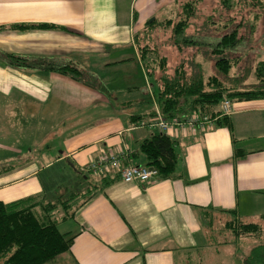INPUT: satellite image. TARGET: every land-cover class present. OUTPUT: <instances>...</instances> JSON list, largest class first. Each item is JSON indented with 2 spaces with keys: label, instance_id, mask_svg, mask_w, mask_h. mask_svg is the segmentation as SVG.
<instances>
[{
  "label": "crops",
  "instance_id": "crops-1",
  "mask_svg": "<svg viewBox=\"0 0 264 264\" xmlns=\"http://www.w3.org/2000/svg\"><path fill=\"white\" fill-rule=\"evenodd\" d=\"M172 2L0 0V201L47 202L66 178L75 187L76 201L57 225L72 244L42 264H192L219 250L202 210L264 220V99L232 102L231 130L165 131L180 151L173 178L141 185L112 169L106 174L119 177L96 188L100 177L86 168L107 151L124 152L123 165L143 164L139 146L155 131L157 108L134 35ZM22 24L53 27H12ZM3 54L72 63L97 86L12 67ZM57 164L67 174L50 172Z\"/></svg>",
  "mask_w": 264,
  "mask_h": 264
},
{
  "label": "trees",
  "instance_id": "trees-1",
  "mask_svg": "<svg viewBox=\"0 0 264 264\" xmlns=\"http://www.w3.org/2000/svg\"><path fill=\"white\" fill-rule=\"evenodd\" d=\"M224 7H230L231 0L220 1ZM183 6L184 18L192 15L189 8L190 2ZM160 23V22H158ZM157 24V22H156ZM155 20L148 21L146 27L155 26ZM166 27H171L172 43L180 51L183 47L201 48L205 45L211 50L213 69L228 78L233 58L230 56L233 49L240 41V24H235L219 39L214 41L200 42L197 37L187 35L188 27L186 19L176 23L167 20ZM14 29L28 28H51L49 24H22L13 25ZM144 30L134 35L138 57L141 61L145 74L153 86L152 102L163 119L172 121L181 119L187 115L196 114L214 119L217 126L232 128L231 120L227 115H221L218 107L224 99L229 102L249 101L264 99V60L258 62L255 74L259 83L253 86L241 88H228L225 81L221 80L215 72L207 75L200 61H195V70L188 71L180 64L172 73L167 72L166 59L160 58L159 66L162 72L153 69L149 56L154 50L147 42L143 45L140 37ZM158 56V55H157ZM7 63L15 68H40L55 71L70 76L81 83L97 86L96 78L91 74L79 69L72 63L54 64L45 60H29L22 57L6 54L2 56ZM207 59V58H206ZM158 61V62H159ZM208 61V60H207ZM226 78V79H227ZM154 115L156 112L154 111ZM137 119H140L137 118ZM139 152L143 155V166L157 170V178L167 179L177 176V165L181 160L178 143L170 138L165 132L153 131L139 146ZM137 164V163H135ZM99 182L95 185L100 188L109 184L119 177L116 175H98ZM96 191V190H95ZM52 204L34 197H27L9 203L0 201V264H42L55 256L69 250L73 236L61 233L56 222L50 216ZM211 210H202L203 222L210 223L213 219ZM221 213L232 215L227 226L238 236H246L259 233L260 226L256 223H244L239 220L231 210H219ZM40 213V214H39ZM209 225V224H208ZM209 227V226H208ZM256 249L258 247H255ZM254 250L248 257L252 256ZM249 260V259H248Z\"/></svg>",
  "mask_w": 264,
  "mask_h": 264
},
{
  "label": "rangeland",
  "instance_id": "rangeland-1",
  "mask_svg": "<svg viewBox=\"0 0 264 264\" xmlns=\"http://www.w3.org/2000/svg\"><path fill=\"white\" fill-rule=\"evenodd\" d=\"M220 1L171 0L172 5L166 11L161 14L156 13L157 15L154 14L151 17L155 20V24L157 22L155 26H149L148 28L145 26L151 18L141 26L140 33L144 30L143 35L140 37L141 45L147 42L149 46L155 49V51H150L152 53L149 56V59L154 60L151 62L153 69L156 68L158 72H162L159 66V63H161L160 58L166 59L168 73H172L180 64L187 71L190 68L195 70L194 62L200 61L204 66L205 74L209 75L215 72L230 89L253 86L260 82L255 74V68L258 62L264 60V0H231L230 7H224ZM186 2L191 3L189 10L192 15H189L188 18H184L183 14V6ZM181 19H186L188 22V27L185 30L186 34L197 37L202 43L219 39L235 24L241 25L238 33L240 41L233 49V53L230 54L233 61L227 79L213 69L212 60L210 59L214 57L210 56V48L208 49L203 45L199 49L183 47L179 51L174 46L171 27H166L164 23L167 20L176 23ZM147 89L150 98L153 99L150 84L147 85ZM50 172L59 177L63 173L67 174L68 171L65 165L57 164ZM42 179L48 181L45 174ZM69 181L66 178L63 182L66 183V187L62 188L61 186L62 189H56L57 193L48 197L47 202L52 204V209L49 211L50 216L57 225L62 224L63 216L69 212L66 207L73 205L76 201L74 198L72 199L75 187L71 186ZM231 219L229 215L213 214V219L207 228H209V234L211 233L209 236L211 246H219V250L205 259L202 257L201 261L195 258L192 264H264V220H252L260 224L261 232L259 231V233L252 236L241 235L237 237L226 225ZM252 250H254L252 256L248 258Z\"/></svg>",
  "mask_w": 264,
  "mask_h": 264
},
{
  "label": "built area",
  "instance_id": "built-area-1",
  "mask_svg": "<svg viewBox=\"0 0 264 264\" xmlns=\"http://www.w3.org/2000/svg\"><path fill=\"white\" fill-rule=\"evenodd\" d=\"M231 107V102H229L227 99H224L220 104V114H230ZM214 121L215 118L210 119L206 116H198L196 114H191L181 119H173L172 121H168L163 119L160 112L156 109V116L150 123V127L162 132H165L172 127H188L203 131L213 126ZM124 156L125 153L122 151L103 152L96 160L91 161L86 166V168L97 175L106 174L109 170L116 169L119 172L122 181L129 183H139L141 185H145L157 177V170L152 167L134 163L123 165L122 158Z\"/></svg>",
  "mask_w": 264,
  "mask_h": 264
},
{
  "label": "water",
  "instance_id": "water-1",
  "mask_svg": "<svg viewBox=\"0 0 264 264\" xmlns=\"http://www.w3.org/2000/svg\"><path fill=\"white\" fill-rule=\"evenodd\" d=\"M152 20H153V18L150 19V21H152Z\"/></svg>",
  "mask_w": 264,
  "mask_h": 264
},
{
  "label": "flooded vegetation",
  "instance_id": "flooded-vegetation-1",
  "mask_svg": "<svg viewBox=\"0 0 264 264\" xmlns=\"http://www.w3.org/2000/svg\"><path fill=\"white\" fill-rule=\"evenodd\" d=\"M249 258V257H248ZM251 258V257H250ZM248 260V259H247Z\"/></svg>",
  "mask_w": 264,
  "mask_h": 264
}]
</instances>
